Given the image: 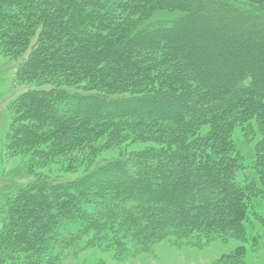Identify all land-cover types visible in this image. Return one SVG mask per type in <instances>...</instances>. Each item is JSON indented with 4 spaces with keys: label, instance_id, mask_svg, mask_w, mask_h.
<instances>
[{
    "label": "trees",
    "instance_id": "1",
    "mask_svg": "<svg viewBox=\"0 0 264 264\" xmlns=\"http://www.w3.org/2000/svg\"><path fill=\"white\" fill-rule=\"evenodd\" d=\"M214 1V13L224 14L226 18L224 23L217 25L220 30L224 28L239 35L242 28L253 32L255 27L242 23L244 16L264 17L250 6L247 8L230 0ZM0 4L1 15L12 23L10 27L14 36L9 43L16 44L14 51L27 53L35 40L30 52L28 75L45 77L49 74V82L38 80L40 90L34 87L42 96H28L30 93H27L13 102L10 117L14 123L38 118L44 125L51 120L44 125L48 131L43 134L20 127L27 133H22L20 142L35 152L52 150L56 153L54 156L69 149L84 150L85 157L91 159L104 142L109 146L111 142L127 137L124 134L129 131L121 128L134 127L137 133L133 135L138 140L160 145V150H152L154 153L150 154L152 159H160V163L149 172L159 171L164 184L166 177L169 182L172 180V187L161 189L158 199L153 197L151 187L127 190L121 193L123 196L115 195L118 193L115 190L112 197L103 202L104 206L95 207L92 214H86L84 209H90L88 202L94 199L102 202L98 197L100 186L87 190L97 172L76 180L34 175L26 185L12 181L6 186L8 193L4 207L9 224L6 225L7 232L0 233V236L6 233L4 236L10 242L6 245L7 250L0 252V264H3L6 252L14 264L51 263L52 260L46 261L51 252L48 250V236L55 229L56 239L61 240L57 225L67 215L70 220L79 217L74 216L73 211L84 213L83 225L88 231H95L96 239L107 231L113 232L116 240L120 231L116 233L114 228L118 223L123 227L128 223L138 224L142 219L146 224L153 219L158 221L155 225H163L166 218L163 205L170 201L172 203L165 206L170 208L167 210L169 214L185 212L189 214V223L198 220L202 225L189 227L184 223L185 226L177 227V219L173 217L170 220L172 224L165 226L168 232L187 236L191 230H202L208 235L214 231L242 240L246 237L244 221L250 216L248 207L263 196L264 186L255 179L247 180L246 176L242 183L237 181V172L245 170V165L240 162L241 152L234 142V133L237 128L253 133L257 126L260 136L255 149L256 162L251 171L260 174L264 181V46L260 43L264 40L261 29L264 27L258 28L257 41L249 38L230 47L221 43L218 46L221 49L215 46L219 42L217 37L214 45L207 46L189 35L195 44L201 46L193 45L195 48H188L190 53L184 55L181 49L185 42H192L186 37V27L178 28L177 33L166 30L165 33H172L168 36H161L154 30L168 21L154 22L157 11L174 12L175 22H189V17H182L180 9L175 10V6L166 4L164 0H0ZM214 21L207 19L206 22L215 26ZM233 22H240L238 29L232 26ZM193 23L195 25V19ZM7 52L12 53L9 49ZM57 68L60 70H55ZM42 91L50 97L57 96L58 108L69 102L75 111L66 108L67 111H61L60 115L56 112L48 118L44 111L48 108V99L43 98L45 94ZM30 96L33 98L25 99ZM171 98L173 104L178 98L189 103L181 106L183 110L172 112V118L178 124L168 125L169 115H172L168 111L172 105L169 103ZM83 99L102 102L103 108L108 105L115 108L134 106L140 100L146 113L138 117L143 111L135 110L134 121L102 111L92 117L76 107L83 104ZM166 109V116L156 124L153 118ZM60 123L64 124L61 129ZM146 123L154 125L146 127ZM32 157L33 163L40 158L38 155ZM134 162L128 165H135ZM86 164L92 165L91 161ZM114 167L119 169L117 165ZM101 169L103 166L94 171ZM194 169L209 179L213 190L214 185L220 186L216 198L200 202L198 194L192 200V185L189 187L184 173ZM139 171L134 166L133 172ZM137 181L141 183V179ZM196 184L202 185L201 182ZM48 185L50 192L46 190ZM75 198L84 203L72 205ZM71 224L64 221L66 227ZM146 229L148 232L156 230V234L163 232L157 228ZM74 240L68 238L67 242ZM71 244L64 249L55 247L53 253L62 254Z\"/></svg>",
    "mask_w": 264,
    "mask_h": 264
},
{
    "label": "rangeland",
    "instance_id": "2",
    "mask_svg": "<svg viewBox=\"0 0 264 264\" xmlns=\"http://www.w3.org/2000/svg\"><path fill=\"white\" fill-rule=\"evenodd\" d=\"M164 1L166 4H172V6H175V10L180 9V11H182V17H189V22L187 21V24L175 22L174 17L176 13L174 12L157 11L154 15L155 18L153 17L154 22L158 20H168L154 29L159 31L161 36L170 35V31L177 33L176 31L178 28L181 29L186 27L184 29L186 30V33H188L186 35L188 39L192 40L191 37L195 36L196 41L200 40L203 43H206L207 46H210L215 44L214 40L217 37L218 39L216 40H219V42L216 43L215 46L219 49L220 47L218 46H220L221 43L230 47L233 44L235 45L238 41V43H240L250 40L249 38H253V40L257 41V37H259V29L260 27H264L263 16L253 18L250 15H245L242 23L247 22L248 26H253L256 30L254 29L253 32L248 30V32H246L242 28L240 35L238 33H230L229 30H224V28L223 30H220L217 26L224 23L226 18L224 17V14H222V11L221 14L223 16L214 13L216 5L214 0H178L181 3H184L182 5L181 3L179 4L177 0ZM230 1L246 7L250 6V8L256 13L264 15V3H259L260 0ZM176 2L179 4L178 7ZM228 9L226 11H228ZM213 16L216 28L214 24L207 25L206 22L207 19L214 20ZM194 19L196 22V28L193 23ZM239 23L233 22L232 26L235 29H238ZM10 24H12L11 20L3 18L0 13V233L3 231L5 232L7 229L6 225L9 224V217L5 215L7 209L4 210L6 204L5 196L8 193L6 186L11 185L12 181L19 183L20 185H26L33 179L34 175L46 176L49 179L76 180L80 178L82 179V177L88 176L93 172H97L90 184H88L87 190L95 189L100 186L101 188H99L100 191L98 197L101 198L100 200H102V202H98L99 200L95 199L89 201L88 208L90 209H86L87 207L84 209L86 214H92L97 206H101L102 208V206H104L103 202L108 201V198L112 197V193H114L115 190L118 192H115V195L123 196L121 193L127 190L133 191L136 189H143V186H145V188L151 187L153 197L158 199L160 198L161 189L172 187V180L169 182L167 177L165 184L163 180H160L162 176L159 171H156L153 174L149 172L151 168L156 167L160 163V159L156 160V158L152 159L150 157V154L154 153L152 150H160L158 148L160 145L151 141L138 140L134 137L136 135H133V133H137L134 127L130 128L128 126L125 129L121 128L122 130L130 132L124 134L125 137L127 136L126 138L123 137L125 139L111 142L109 146H107L105 142L103 145L101 144L96 156L92 157L94 158L93 162L92 158L85 157L84 150L82 151L78 149L77 151H74L69 149L57 153V155L54 156L56 153L52 152V150H39L35 152L29 147L27 148L24 143H21L22 138L20 136L22 133H24V135H27V133L22 132L23 130L20 129V127H28L43 134L45 131H48L44 125L49 124V122L51 123V120H49L48 123H44V125L41 124L40 118V121H38V118H30L14 123L10 117L13 102L27 95V93H30L28 96H42L40 91L35 90L34 87H41V85L37 84L38 80H41V82H49V74L45 77H38L39 75L37 74L35 76L28 75L29 71L27 68H29L28 63L30 52L31 48L35 45V40L27 53L17 54L14 51L16 44L9 43L11 36H14ZM261 29L264 31V28ZM166 30L170 31L165 33ZM222 32L224 36L222 35ZM189 35L192 36L189 38ZM260 43L264 46V40L260 41ZM193 45L201 46L199 43L195 44L194 40H192V42H185L181 49V54H189L190 50H188V48H192ZM8 49L9 52L11 51L12 53H8ZM55 70L58 71L60 69L57 68ZM32 89L35 91L32 92ZM40 89L41 88H39V90ZM42 90L45 89L43 88ZM45 91H42L43 94H45L43 95V98L46 100L48 99V108L44 111L48 118L51 115H55L56 112L60 115L61 111H67L66 108L75 111V107L72 109L70 108L72 106L69 105V102L58 108L59 102L56 100L57 96L52 95L50 97ZM32 96L26 97L25 99H31L33 98ZM182 99L184 98L175 99L176 102L173 104L174 100L171 98L169 101V103L172 104L170 110L166 109L165 111H160L155 115L153 121L157 124L160 120H163V117L166 116L168 110L171 112L170 114H172L169 115L171 118L167 121L168 125L178 124V121L175 118H172V112L183 110L184 107L181 109V106L183 105L188 106L186 104H188L189 101ZM138 102L139 103H136L134 106L126 105L115 108L114 106L108 105L103 108V104H101L102 102L93 100L84 101L83 99V104L79 106L77 105L76 107H78L81 112H85V114L92 117L102 111L105 113L108 112V114L113 113L119 115L118 117H125L129 121H134L136 118L135 110L138 109L143 111L138 117H142L146 113L144 106L140 104V100ZM44 111L42 112L44 113ZM188 111L190 110L188 109ZM151 124L146 123L145 126L148 127ZM56 125H58V123ZM63 125L60 123V129ZM146 127L143 128L145 129ZM259 136L257 126L254 127L253 133L245 132L240 128H237L234 133V142L241 152L242 158L240 159V162L245 165V170L243 169L237 172V181L239 183H242L246 176L247 180L255 179L260 185L264 186V181L261 180L262 176L251 171L252 166L256 162L254 156L257 153L255 152V149L257 147ZM44 151L47 153H44ZM36 155L40 158L33 163L32 156L36 157ZM87 161H91L92 165L87 166ZM132 161H135V165H128V163H131ZM115 165L119 166L118 170L113 169L115 168ZM101 166H103L104 170L101 169V171H94L95 168ZM134 166L139 168L140 171L133 172ZM194 171L191 170L189 173H184L185 178L189 181V187L192 185V200H195L198 194L200 202L204 201L206 198L209 200L216 198V192H220V186H213V183H211L212 186L215 187L213 190L210 186L209 179L204 177V175H201L200 171L195 169ZM217 174L220 176L221 173L219 172ZM139 179H141V183L137 181ZM198 182H201L202 185L196 184ZM186 188L188 189V187ZM46 190L47 192L51 191L49 185L46 187ZM212 192L213 197L211 196ZM94 198H96V196ZM73 202L72 205L74 206H76L77 203H84L82 200L80 201L76 198ZM171 203L172 202L168 201V204L166 205H170ZM253 203V205H249L248 207L249 209L247 213H250L249 219L246 222L244 221L247 233L243 240L214 231L208 235L203 233L202 230H191L187 236L186 234L177 235L168 232V229L165 228V226L169 225H167V223L172 224V221L170 220H173L174 218L177 219L175 224L177 227L185 226L184 223L189 227H193L194 225L200 227L202 223L197 222L198 220L194 223H189V214L185 212L179 213L178 215H173V212H171L172 214H169L167 210L169 209L170 211V208H166V205H163V213L166 214L163 225H155L158 221L156 222L153 219L148 220V223L146 224L144 222L145 220L142 219L138 224L128 223L123 227L118 223L114 228V230L116 229V233L120 231L117 234L119 236L116 240L113 238V232L110 233L107 231L103 232L104 235L96 239L95 231H88V228H85L83 225L84 213L73 211L72 213L74 216L79 217L70 220L71 217L67 215L61 221L60 225H57V230L59 229L61 231V240L56 239L55 229L53 230V234L48 236L50 239L48 250L51 252L46 261L52 260V262L48 264H264V194L262 197L255 199ZM64 221H68L72 224L70 227H66ZM102 223L103 222L100 224ZM100 224L98 225L100 226ZM146 228H157V231L163 230V232H157L156 234V230L148 232V229ZM4 235L2 234L0 236V252L7 250L6 245L10 242V239H6ZM106 236L108 237L106 238ZM68 238L75 239L74 242L68 241L70 244L72 243L70 247L65 251L62 250L64 251L62 254L53 253L55 247L62 246L64 249L68 246ZM6 253L8 255V252ZM6 253L3 257V264H14L12 259L6 256Z\"/></svg>",
    "mask_w": 264,
    "mask_h": 264
}]
</instances>
